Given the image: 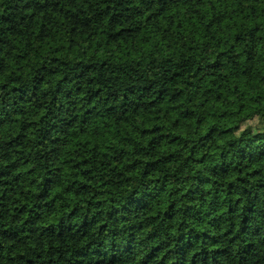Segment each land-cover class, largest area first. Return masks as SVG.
<instances>
[{
	"label": "clouds",
	"instance_id": "obj_1",
	"mask_svg": "<svg viewBox=\"0 0 264 264\" xmlns=\"http://www.w3.org/2000/svg\"><path fill=\"white\" fill-rule=\"evenodd\" d=\"M0 264H264V0H0Z\"/></svg>",
	"mask_w": 264,
	"mask_h": 264
}]
</instances>
